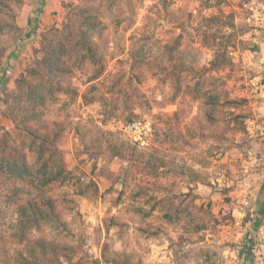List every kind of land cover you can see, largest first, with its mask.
Returning a JSON list of instances; mask_svg holds the SVG:
<instances>
[{
	"label": "rangeland",
	"instance_id": "rangeland-1",
	"mask_svg": "<svg viewBox=\"0 0 264 264\" xmlns=\"http://www.w3.org/2000/svg\"><path fill=\"white\" fill-rule=\"evenodd\" d=\"M85 6L100 15L93 41L104 73L90 81L102 65L73 66L67 82L78 96L60 94L44 109L66 127L68 174L42 192L26 190L51 197L65 225L45 224L29 238L68 244L61 264H113L105 250L133 264H243L264 181V0H27L0 58L3 140L30 143L6 101L26 92L45 35ZM29 8L38 13L22 27ZM139 51L144 61L135 67ZM83 94L97 100L85 103ZM144 118L153 134L141 149L124 127ZM2 194L0 264H45L27 260L16 205ZM111 218L122 226L110 227ZM257 235L253 264H264V223Z\"/></svg>",
	"mask_w": 264,
	"mask_h": 264
},
{
	"label": "trees",
	"instance_id": "trees-1",
	"mask_svg": "<svg viewBox=\"0 0 264 264\" xmlns=\"http://www.w3.org/2000/svg\"><path fill=\"white\" fill-rule=\"evenodd\" d=\"M27 0H0V58L7 45L5 36L13 30H19L16 23V10ZM72 23L63 29H53L45 35L42 48L36 50V59L26 78L27 90L14 94L6 101V115L30 139L24 148L5 141L0 136V196L16 205L18 222L22 226L20 242L26 241L28 261H42L45 264H61L67 260L70 247L66 243L51 238H29L31 231L40 232L45 224L63 226L64 221L56 202L49 196L42 199L32 195V191L42 192L44 188L56 185L67 177L62 160L63 133L66 127L45 118L44 109L49 102H55L60 94L71 93L77 97L79 92L67 81L72 67L85 63L102 65L103 56L93 41V33L101 27L100 15L92 7L75 9ZM135 67L142 65L143 52H133ZM104 73V66L91 77L90 81L99 79ZM85 103L97 99L83 94ZM103 102V100H100ZM36 155L30 163L25 149ZM132 158L141 161L136 150H131ZM113 155L124 157L123 150L113 146ZM26 186L32 191L26 190ZM254 215L249 227V245L241 252L243 264H253L252 251L258 241V231L264 223V181L262 182L254 203ZM110 227L122 226L116 218H111ZM123 239V235H121ZM108 263L133 264L129 257L123 255L111 257L105 250Z\"/></svg>",
	"mask_w": 264,
	"mask_h": 264
},
{
	"label": "built area",
	"instance_id": "built-area-1",
	"mask_svg": "<svg viewBox=\"0 0 264 264\" xmlns=\"http://www.w3.org/2000/svg\"><path fill=\"white\" fill-rule=\"evenodd\" d=\"M124 131L128 134L130 140L139 148L145 149L149 147L153 128L152 122L148 118L130 122L124 127Z\"/></svg>",
	"mask_w": 264,
	"mask_h": 264
},
{
	"label": "crops",
	"instance_id": "crops-1",
	"mask_svg": "<svg viewBox=\"0 0 264 264\" xmlns=\"http://www.w3.org/2000/svg\"><path fill=\"white\" fill-rule=\"evenodd\" d=\"M35 11V8H33L32 10L29 8V10H27L26 15L25 16V22L24 24L22 25V27H30V24L33 20V17H35V13H38V12H34Z\"/></svg>",
	"mask_w": 264,
	"mask_h": 264
}]
</instances>
